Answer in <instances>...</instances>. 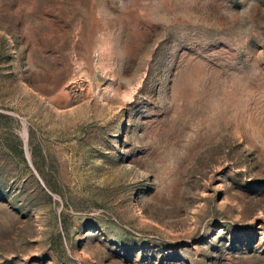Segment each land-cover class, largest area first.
<instances>
[{"label": "rangeland", "instance_id": "374dc122", "mask_svg": "<svg viewBox=\"0 0 264 264\" xmlns=\"http://www.w3.org/2000/svg\"><path fill=\"white\" fill-rule=\"evenodd\" d=\"M0 264H264V0H0Z\"/></svg>", "mask_w": 264, "mask_h": 264}]
</instances>
